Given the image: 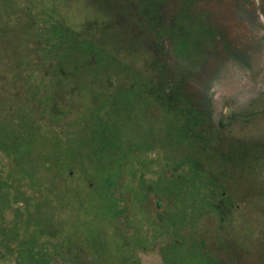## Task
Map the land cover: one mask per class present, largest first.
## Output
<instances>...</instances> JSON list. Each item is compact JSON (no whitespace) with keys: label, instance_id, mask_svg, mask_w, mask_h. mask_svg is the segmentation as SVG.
I'll return each mask as SVG.
<instances>
[{"label":"rangeland","instance_id":"rangeland-1","mask_svg":"<svg viewBox=\"0 0 264 264\" xmlns=\"http://www.w3.org/2000/svg\"><path fill=\"white\" fill-rule=\"evenodd\" d=\"M0 264H264V0H0Z\"/></svg>","mask_w":264,"mask_h":264},{"label":"trees","instance_id":"trees-1","mask_svg":"<svg viewBox=\"0 0 264 264\" xmlns=\"http://www.w3.org/2000/svg\"><path fill=\"white\" fill-rule=\"evenodd\" d=\"M53 13H55V12H53ZM51 15H53V14H51ZM89 27H91V25L89 24L88 26H87V31L90 29ZM54 33L55 34H58L63 40H62V43H61V47L58 49V50H64L63 49V44H64V42H65V40L68 38V37H70V35L68 34L67 35V33L68 32H70V30L68 29V28H65V27H59V28H57V27H55L54 28ZM61 33H63V35L61 34ZM86 33H88V32H86ZM85 33V31L84 32H82V33H80L79 34V36H78V38L79 39H83V40H78L79 41V43H87L88 42V39H86L89 35H87ZM58 36V37H59ZM84 40H87V41H84ZM90 45H92V43L90 42L89 43ZM52 48L53 47H56L55 45H52L51 46ZM74 48H77V46L76 45H74V47H73V50H74ZM56 51V50H55ZM61 72H63V73H65L66 72V70H65V66H63L62 64H61ZM65 93H66V90H64V89H59V90H57L56 91V94H53L52 96H62L63 97V100L60 102V105H59V110L57 111V109L55 108V107H49L50 108V111L52 112L51 114H54V111L55 112H57L56 114H61V112H63L62 113V115H63V117L65 116V114H66V111L68 110V109H66V107H65V103H66V101H65V99H64V97H65ZM51 95V94H50ZM65 102V103H64Z\"/></svg>","mask_w":264,"mask_h":264}]
</instances>
